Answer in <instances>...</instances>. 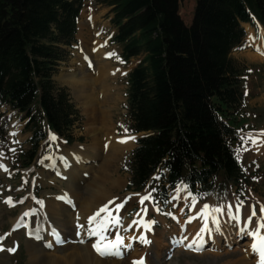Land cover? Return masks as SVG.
<instances>
[{
    "label": "trees",
    "instance_id": "trees-1",
    "mask_svg": "<svg viewBox=\"0 0 264 264\" xmlns=\"http://www.w3.org/2000/svg\"><path fill=\"white\" fill-rule=\"evenodd\" d=\"M82 2L0 0V106L24 113L32 135L15 168L33 163L47 126L72 141L77 112L52 76L74 42ZM96 3L111 8L122 60L142 57L126 79L128 129L143 134L128 162L130 187L140 191L162 171L170 190L185 184L205 197L248 182L236 152L248 121L242 73L230 53L251 15L264 27V0H197L190 26L177 0Z\"/></svg>",
    "mask_w": 264,
    "mask_h": 264
},
{
    "label": "rangeland",
    "instance_id": "rangeland-1",
    "mask_svg": "<svg viewBox=\"0 0 264 264\" xmlns=\"http://www.w3.org/2000/svg\"><path fill=\"white\" fill-rule=\"evenodd\" d=\"M90 2H92V4L88 7L87 3ZM195 4L196 0H178V13L184 24L187 26L190 25L192 21ZM81 11L83 12H81L82 14L80 13L78 18V30H80V25L82 24V21H84L85 26L88 27V32H90L89 34L91 39H97L98 41L105 44L103 48L107 53V61L110 62L111 66L116 71V73L109 80L112 86L115 88V93H117V99L114 104V108L110 110L112 131L116 138L131 137L130 135H125V129L127 127L125 110V94L127 90L126 75L141 61V57L131 59L126 64H123L120 61V47L110 44V39L114 35L115 30L110 24L111 16L108 14V8L96 5L94 0H85ZM88 16L89 18L91 17L89 20L87 19ZM98 31L101 32L99 33ZM98 33L100 34L99 36ZM250 35V32H248L249 39H251ZM77 41L73 48L65 49V52L68 53V57L65 62H62V64H60L57 73L52 78L57 89L66 90L69 96V101L75 106V109L78 112V121L75 123L71 131L73 143L68 144L62 138L51 134L49 140H47V142L43 144L42 155L39 160L31 168L22 171H16L15 173L10 169L9 155L15 151H19V149H26L25 141L29 137V135L23 133V128L26 123L23 114H18L14 111H4L3 123H5L6 125V139L8 141L7 145L9 149L6 150L7 145L6 148L4 145H1L0 147L1 152L3 153V155H0V165L3 166L0 167V236H6L5 244L4 242L2 243L4 244V248H1L0 246V264H32L29 260V254L27 253L28 241L25 235L26 230L23 228L25 233H20V230H17L13 232V234H11L12 222L27 207L26 203L27 205L28 203H30L31 206L33 203V207L38 209L39 204H41L42 202H46L55 196L58 197L62 193V189L64 188L63 183H59L58 181L49 182L43 177L48 173H53L52 170L54 169V167L50 166L51 160L54 157H58V154L62 151H70L72 148H80L84 145H88L89 135L85 131V117L84 115H82V108L78 104V101L74 99L71 86H68L64 83V80L62 81V79H60V75L66 74V70L71 66V61L74 57V54L76 52L80 54L79 51L81 48V44L79 43V41L77 43ZM253 41L254 42L252 43L246 40L245 43L242 44V46L239 47L236 51L232 52L230 56L236 62L237 66L240 67V70L248 72V75L246 76L247 78L245 80L243 112L244 117L248 119V124L253 126L256 125V128H258L257 131L246 136L250 141V144L247 150L241 151L242 155L240 157V164L242 169L249 172L250 174L252 171L256 170L258 171V173H260L259 175H262L260 177L258 176V178L250 180L246 185L245 190L241 192H238L235 188H232V190L227 194L222 195L216 193L202 202V204L200 205H210L208 211L210 210L209 212L212 215H215V218L212 217V219L216 220H218V215H220V213L224 212L223 214L228 215L234 213L235 207L230 205L232 203L238 204L242 209L245 210L249 207H252L253 209H255L256 214L258 213L259 209L261 210V208L264 207V55L259 51L263 50L264 48V33L261 29H259V33ZM11 134H13L14 136H11ZM140 136L141 135L132 136L135 137V139L123 138L128 139V143H130L129 147L125 149L122 154L118 155V159L110 165L109 170L111 172L114 170L113 177L122 182V189L113 190L112 196L119 198L124 196L131 197L129 198L131 199V202L128 201L125 207V215L127 216L125 217L127 221H131V224L135 223V212L140 211L141 208H147L149 211V217L155 221V228L158 230L152 229L150 235H152L155 240H161L163 242L162 245H165V247H158V258H155L152 252L147 255L148 258L150 256L149 264H239V261L242 260V258L246 260L247 264H261L255 261L254 257L256 254L255 252H252L253 250L251 247L253 242L246 243L249 241L246 240L247 238L245 234L241 236L240 229H242L243 227L239 228V226H236L238 225L237 223H235V226H230V217L234 215H229L225 220L220 222L219 230L217 228V224L214 223L212 225L211 233L207 234V238H210L212 236L214 237L215 235L222 236L223 233L226 234L227 229L229 231H232L231 233L233 236H235V232L238 231L237 238L239 239V243L241 242V239L246 238L243 242H241V244H243V247H227L223 250L207 249V251L199 255L182 252L180 250L176 252L169 251V246L167 245L168 239L172 236V234L179 235L181 231V227L179 228V223L181 222L187 223L186 226L188 228L186 229V236L195 237V233H199L200 237L198 236L199 238L195 239L201 240V234L203 236L204 233V231H200L202 222H195V216L193 215L194 212H196V216L200 215L202 207H193L194 212L191 216V207L193 205H198V202H194L193 199H191L189 189L185 186L178 187L175 192L169 197L166 203V208L164 209L163 215L161 217L157 216L152 206L149 208L148 204L151 201H147L145 204L140 205V198L143 195L150 194V192L143 191L137 193L131 191L128 186L129 175L125 167V163L129 158L130 152L135 146V141ZM93 165L96 168L97 163H93ZM33 181L35 187H32L34 186ZM32 188H34L33 192H31ZM31 193L34 194V198L33 195H30ZM237 194H240L239 196L244 197L245 199V202L241 205L239 204L240 197H238ZM29 195L30 197H32L31 200L30 197H28ZM8 197L12 198V206L15 205L14 207L5 203V199ZM123 200H121L120 202H122ZM115 202L113 201V203ZM173 205L177 207L173 208ZM228 205L231 206V210H229V207L225 209V207H227ZM213 209H222L223 211H212ZM197 212H199V214H197ZM242 213L241 215H239V217H242L244 220L237 217L236 215L235 216L236 218L241 219V221L245 222V219L249 217V211H242ZM250 214H252V210H250ZM138 215H136L135 217H137ZM40 216L42 217L43 214L41 213L39 215V218H41ZM258 218L255 217V219L257 220ZM253 219L254 217H252L250 224H252ZM204 220L205 218L203 219V221ZM226 221L229 222L228 225L231 227V230L226 227ZM193 224H197V227H195L196 230L194 229ZM152 226L150 225V228ZM127 229H130L128 228V224ZM202 229L205 228L203 227ZM248 230H251V228H247L246 231L248 232ZM216 232L217 234H215ZM123 234H125V232ZM123 234L121 236H123ZM187 239L189 238L186 237V239L183 240ZM191 240L193 241L194 239ZM131 241L133 242L135 240ZM175 241L177 242V240ZM132 242L130 246L131 248H134L137 243L136 241L133 243ZM183 243L184 242L182 241L181 245ZM49 244L50 246H46L45 244V248L47 252H49V254L57 257H62L68 254V251L66 252L63 243V248L58 247L59 245L55 247L56 244ZM13 245H18L19 249L14 255H10L7 250ZM175 245L176 244L174 243V246ZM247 247H249V249ZM202 251H204V249ZM251 256H254V259Z\"/></svg>",
    "mask_w": 264,
    "mask_h": 264
},
{
    "label": "bare ground",
    "instance_id": "bare-ground-1",
    "mask_svg": "<svg viewBox=\"0 0 264 264\" xmlns=\"http://www.w3.org/2000/svg\"><path fill=\"white\" fill-rule=\"evenodd\" d=\"M80 26L77 35V40L81 44L80 54L77 52L74 54L71 66L69 65L70 67L66 70V74L60 75V79L64 80V83L68 86H71L73 97L82 108V115L85 117V131L89 135V142L88 145L83 147L62 151L58 154V157H54L51 160L50 166L54 167L53 173H48L43 177L49 182L58 181L63 183L64 188L58 197L55 196L43 202V209L40 204L35 214L30 213L24 219L23 228L27 233L29 260L32 264H133L145 256L144 264H149L150 256L148 258L147 255L152 252L154 257L158 258V247H165V245H162L163 242L161 240H155L150 235L148 215L140 227L135 224L128 230L125 207L128 201L131 202V199H129L131 197L124 196L119 198L112 196L113 190L122 189V182L113 177L114 170L112 172L109 170L110 165L118 159V155L122 154L130 144L128 139L116 138L112 131L110 110L114 108L117 93H115V88L109 80L116 71L110 62L107 61V53L103 48L105 44L97 39H91L90 32H88V27L85 26L84 21H82ZM243 27L246 26L244 25ZM259 51L264 55V48ZM93 163H97L96 168ZM31 199L32 197H30ZM125 199L127 200L125 201ZM121 200H123L122 208L120 205L122 203L120 202ZM113 201L116 202L113 203ZM105 205L110 210L111 222L107 219L109 216L108 211L101 212L99 216L96 215ZM30 209H33V207L28 203L25 210ZM235 209L234 213L229 215L239 217L242 211L236 212L237 209ZM119 210H121V213H119ZM41 213L43 216L39 218ZM141 213L142 210L135 218L137 219ZM223 213L218 215L219 223L229 216ZM248 216H251L250 210ZM92 217H95V219H91ZM212 217L215 218V215L211 214L204 221L205 217L201 220L200 231L203 227L207 229L204 231L203 236L201 234V240L176 239L180 245L174 241L175 247H187L192 244L193 251L200 243L203 249L207 247L208 250H223L234 246L235 248L243 247V244L239 243L237 238L238 231L233 236L232 231L227 229L226 234L223 233L222 236L215 235L207 238V234L211 233L212 225L214 224ZM252 217H254L252 224L248 223V217L245 219V222L248 223L247 228H251L245 234L246 237L257 229L258 224L264 219V214L259 215V218L258 216ZM116 219H119V224L115 223ZM28 223L29 226H27ZM228 223L226 221L225 225L231 230L230 226L234 225L231 222L229 226ZM193 225L195 229L197 224ZM144 231L147 232L145 239L148 242H142L141 240L140 235ZM124 232L125 234H123ZM263 232L264 229H261V235H264ZM117 233L120 236L123 234L124 237L123 244L119 247L120 252H122L120 255L102 256L92 247L93 244L98 242L103 246L104 241H114V236ZM101 235L104 237L103 240ZM55 236L60 237V242L63 243L68 254L57 257L47 252L45 242L49 241V243H52V239ZM131 240L137 242L134 248L130 246ZM182 241L184 243L181 245ZM255 254V261L261 263V257L258 253L255 252ZM239 264L247 263L242 258Z\"/></svg>",
    "mask_w": 264,
    "mask_h": 264
},
{
    "label": "snow or ice",
    "instance_id": "snow-or-ice-1",
    "mask_svg": "<svg viewBox=\"0 0 264 264\" xmlns=\"http://www.w3.org/2000/svg\"><path fill=\"white\" fill-rule=\"evenodd\" d=\"M123 127V126H121ZM125 131H127V129H125ZM131 139H135V137H130ZM0 167H3L2 165H0ZM6 171V169H5ZM191 195V194H190ZM151 199V195L148 194L144 197L141 198L140 203L143 204L144 200H150ZM193 201L195 202V198H193ZM6 203H8L10 206H12V201H11V197H8L6 200ZM210 208V206L208 204H204L201 211H200V215L205 217V219H207L211 213L208 211V209ZM159 210V209H157ZM229 210H231V206H229ZM109 212V216L107 217L108 221L111 222L112 221V217H111V213L110 210L107 209V205H105L103 208H101L96 215L99 216L101 212ZM212 211H223L222 209H213ZM237 211H239V209H237ZM261 212L264 213V207L261 208ZM255 209H253L251 216L248 217V223H251V219L252 216H255ZM91 219H95V217H92ZM231 219L236 220V216H232ZM119 219L115 220V223L119 224ZM150 223H155L154 221L150 222ZM213 223L217 224V228L219 230V221L216 219H213ZM147 227V225H145ZM264 229V219H262V221L258 224V227L255 231L251 232L249 235H251L254 238V242L252 243L251 247L253 252L258 253V255L261 257V264H264V235L260 234V230ZM207 229H201V231H205ZM240 231L246 232V229L242 228L240 229ZM197 235L199 236V233H197ZM2 239V238H0ZM101 239L103 240L104 237L103 235H101ZM142 242H148L144 237H141ZM123 244V238L120 236L116 237V241H107L103 246H101L99 244V242L97 244H93L92 247L94 249H96V251L100 254V255H120V250H119V245ZM188 247L191 249L193 248L192 244H189ZM15 249H8V251H14ZM195 250L199 251L200 250V246L197 245L195 247ZM134 264H143V261H139V262H134Z\"/></svg>",
    "mask_w": 264,
    "mask_h": 264
}]
</instances>
